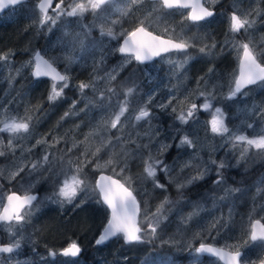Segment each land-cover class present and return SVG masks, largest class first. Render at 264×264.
Masks as SVG:
<instances>
[{"label":"rangeland","instance_id":"374dc122","mask_svg":"<svg viewBox=\"0 0 264 264\" xmlns=\"http://www.w3.org/2000/svg\"><path fill=\"white\" fill-rule=\"evenodd\" d=\"M38 1L31 0L29 4L0 16V47L14 41L11 35L16 36L17 44V48L0 49V56L7 57L0 59V123L17 119L29 124L28 132L0 131V157L6 158V153L17 152L14 148L21 149L24 151L22 155L29 157L42 145L45 157L49 152H56L54 149L60 146L66 147L74 155L71 161H66L61 154L60 161L66 173L58 184L62 187V182L70 180L73 175L84 183L71 202L59 195V191L54 194L48 210L57 208L56 213H52L56 216L51 215L41 223L40 216L30 214L23 224L1 225L0 243L8 241L14 244L19 241L34 249L42 244L41 241L47 240L44 236L47 234L51 241L61 240L63 247H68L71 244L69 237L77 234L81 241L76 243L84 250L89 244H94L108 220V210L101 203L96 187L85 178L88 177L85 170L90 168L95 173L105 172L121 177L136 192L144 204L140 224L142 228L147 226V238L157 237L159 247L169 245L175 258L184 260L177 264H207L202 256L196 254V247L207 243L232 252L242 251L243 264L263 262L264 242L250 240L252 222H264V182L256 180L259 176L254 177L251 186L228 187L224 192L225 187H219L213 195H207L202 202L204 205L200 200L188 198L184 201L176 197L197 183L219 176V171L226 168L236 170L248 166L249 171L259 173L264 170V149L249 147L234 139L236 136L258 139L264 135V83L238 93L232 99L227 98L230 87H234L236 69L225 67L228 62L215 64L219 51L209 53V49L206 50L214 46L224 48L228 44L221 39V34L225 35L221 28L209 23L201 34L200 29L186 23V19L182 23L171 22L172 35H184L193 47H205L204 54L201 55L202 51L198 49L197 55L204 63L196 71L172 59L165 63L171 69L166 73L155 66L145 68L143 78H147L148 83L143 89L138 88V93L134 87L124 85V81L120 88L113 84L134 61L131 56L119 55L117 39L127 33L123 19L132 20L141 0H132L131 3L121 0L97 15L95 31L105 32L103 41L99 34L92 33L93 27L84 26L81 22L84 11L75 16L67 15L77 4L83 3L86 7L88 0L72 1L69 8L50 12L48 17L51 19L43 18L37 8ZM233 7L238 8L236 14L242 20L249 22L240 29L248 31L249 46H259L264 42V25L259 20L263 13L261 0H247ZM258 9L257 22L255 12ZM11 27L16 31H12ZM109 29L112 36L107 35ZM235 49L232 50L235 52ZM37 50L67 77V87H63L62 91L64 83L33 78V56ZM230 50L226 49L221 56L230 53ZM20 54L25 55L20 57ZM258 54L263 58L264 50ZM196 60L189 59L190 62ZM81 84L88 87L81 89ZM53 85L61 94L49 99ZM129 89H132L130 95ZM125 100L128 102L126 111L120 116L117 126L112 128L110 121L119 113ZM206 100L211 105L207 109L203 107ZM193 104L196 105L194 109ZM141 108L146 109L149 116L136 120L134 117ZM217 108L221 110L220 116L227 128L220 134L211 131V120L218 115ZM189 110L192 111L190 117L186 115ZM181 115L185 116L186 123L178 118ZM165 117H171L174 124L183 123L184 127L176 125V131L165 133L167 129L159 122ZM185 137L191 141L190 144L182 143ZM177 138L178 154L185 155V159L182 163L178 162L180 164L163 163V155L170 152ZM176 155L171 157V162L177 160ZM196 160L205 162L202 163L205 165L209 162L210 166H203L202 169L193 167ZM156 161L162 163L157 164L155 176H148L146 164ZM221 162L223 168L219 167ZM79 163L85 168L80 170ZM24 166V161H21L15 169H11L13 166L0 168V186L1 180L19 173ZM35 170L37 174L41 166ZM37 178L36 175L32 180ZM157 183L163 187H157ZM34 184L35 181H31L30 185ZM172 189L177 194H170ZM3 201L4 196L0 195V209ZM151 226L156 228L154 233ZM116 247L115 241L105 248H98L96 254L105 264H127L125 253L136 251L133 247L126 251L122 249L116 259ZM34 257L39 258V264H84L81 259L60 257L52 260L44 253L40 256L20 253L4 256L0 257V264L11 263L18 258L29 261ZM137 262L169 264L154 258L152 253Z\"/></svg>","mask_w":264,"mask_h":264},{"label":"flooded vegetation","instance_id":"af4514ba","mask_svg":"<svg viewBox=\"0 0 264 264\" xmlns=\"http://www.w3.org/2000/svg\"><path fill=\"white\" fill-rule=\"evenodd\" d=\"M72 1H77V0H54L53 6L49 10L47 16L50 14V12L61 11V10L69 8V3ZM120 1L121 0H106L104 4L100 5L99 7L95 8V9H93L92 7L89 6V4H87L86 10L84 11L85 15L83 16L84 18L81 19V22L83 23L84 26L93 27L94 30L92 33L94 35L99 34L98 36H101L100 40L103 41L105 39V32H104V35H101L102 31H100V32L95 31V29L97 27L96 26L97 15L102 14L107 9H109L111 6L117 5ZM221 1L222 2H217V1L214 2V0H203V5L208 10L214 12V14L209 19L194 22V21H191L190 19L187 18L188 13H190V9H184V8L168 9V8H165L162 6V0H141L138 8H136V12L135 13L133 12L132 20H131V18L123 19V22L125 23L124 28L127 29V33L123 36H120L118 38L119 40L117 39V41L119 42V48L121 47V43L127 37L128 33L132 32L137 27H144L147 31L152 32L153 35H159L162 39L172 40V41H176L179 43H185L187 45L188 49L185 51H172V52H168L166 54H162L157 59H155L154 61L148 62V63H140L133 58L134 61L132 62V64L130 66L126 67L125 70L121 74V75H123L124 73H131L133 75L130 78L131 83L129 82V84H126V86L134 87L136 89V91L139 93L140 89H138V88L142 87V89H143L148 83L147 78H143V72L146 73L145 68H148L150 66H155L158 69H160V72L166 73L169 70H171L169 68V64H165V63H167L166 61L169 59H172L177 64L183 65L187 69L191 67L192 70H195V71L197 70V67L200 64L204 63L203 60H200L197 58V55H199V50H201V49H203V51L201 53V55H203L205 47L200 48L199 45H197V47H193L190 44V42H188V40H186L184 38V35L179 34V36H178V35H174V34L172 35V33H171L172 28H171L170 23L174 22V21L182 23L183 19L184 20L186 19V23L190 24L192 27H198L197 29H200L199 33H201V34L203 33V28L207 27V24H209V23H213V24L217 25L218 29L221 28L222 33L225 34V35L221 34V36H222L221 39L226 40V43H228V44L224 48L214 46L215 48L214 47L213 48L208 47L206 50L209 49L208 50L209 53H211L213 51H217V52L219 51V58L215 62V64L220 65V64H224L225 62H228V64H226L225 67L236 69V72L238 75V73H239V62H240V58L242 56V48L240 46L242 44H245V43H247L249 45V43H248L249 35H248V31H243V30H240L238 32L231 31L230 20H231V16L233 14L237 15L236 11L238 10V8L233 7V5H241L247 0H221ZM252 1H254V0H252ZM30 2H31V0H27V2H25V3H22L18 6H15V7H11L9 9H7L5 12H3L1 15H3L4 13L8 12L11 9L29 4ZM261 8H262L263 13L260 16L259 20L264 25V0H261ZM259 13H260L259 9L256 10L255 15H256V21L257 22H258ZM42 15L44 18L45 15L44 14H42ZM223 36H224V38H223ZM15 38H16L15 35H11V39H13L15 41ZM96 38H97V36H96ZM229 48H231V50ZM233 48H236L235 52L232 50ZM249 48L253 50L254 54L256 55L257 61L259 63H261L262 65H264V59H263L264 57L262 58V56H259V54H258L260 50L261 51L264 50V42L261 43L259 46H255V47L249 46ZM226 49L230 50V53L227 52L225 55L221 56V54L224 53V51ZM37 51H40V50H37ZM118 53H119V55H121L120 51H118ZM23 55H25V54H20L19 56L21 57ZM42 55L44 57H46L43 53H42ZM121 56H127V55H121ZM191 57L196 58L197 60L194 62H190L189 59ZM125 58H128V57H125ZM51 63H53V62L51 61ZM53 64L55 65V63H53ZM161 65H162V67L159 68ZM58 70L61 72L62 75H64L63 71L60 68H58ZM39 80H46V81L51 82V83H57V82H54V81H51L48 79H39ZM63 83H65V82H63ZM263 83L264 82H260L256 85L250 86V87L242 90L241 93H244L248 90H251L255 87H258L259 85H261ZM58 84H62V83H58ZM113 85H115V84H113ZM159 122L163 126H165V128L167 129L165 133H167L169 131H173V130L176 131L177 130L176 125L184 127L183 123L177 122L176 124H174L171 117H165L163 120L159 119ZM178 139L179 138H177V140L173 141L172 148H171L169 153H165V154L163 153L164 154L163 160H162L163 163H165V164H167V163H169V164L170 163L180 164L178 162L182 163L183 160L185 159L184 158L185 155L178 154L179 147L176 146ZM44 148L45 147L41 145V147L36 148V150H33L31 152L32 156H29V157L28 156L24 157L22 155V154H24V151H21V149L14 148L15 151H17V152L6 153L7 154L6 158L0 157V168L1 169H3L2 168L3 166H7V168L9 166H13L11 169H15L16 167L19 166V163H21V161H24V165H25L24 167L21 168L22 170L17 168L20 170L19 173L10 176L6 180H1L2 184L0 186V195L4 196V201H3V205L0 209V213L3 209V206L6 202L7 197L12 193H17L21 196H24V195H36L37 196V198L30 205L26 206L21 211L20 215L23 217V220H21V221L13 220L11 223H8V225L23 224L25 219L28 218L30 216V214L33 216H36V217L40 216V221L42 223L43 219L46 220L52 215V213H56L57 208L53 209V210H48V206L50 205L51 201H53L52 197L54 196V194L56 192H58L60 189L58 182L61 181L60 179L66 173L65 166L62 164V161H60L61 160V154H62V158L64 157L63 159H65L66 161H71L73 159L74 153L70 152L68 148L60 146V148L54 149V150H56V152H49L47 155V157H48L47 162H44L43 158L45 155V151L42 152V150H44ZM173 155H176V158H177V160L175 162H171V157ZM19 159H20V161H19ZM17 163H18V165H17ZM202 163H205V162H198V160H196L194 162L193 167H197L198 169H202L203 166H205V167L207 165L210 166L209 162H207L206 165L202 164ZM32 164H36L37 165L36 167L41 166V170L38 171L37 174L34 173L36 170H35V168L31 167ZM80 168L82 169L85 167L83 164H81ZM52 171H54V174L52 173ZM63 171H64V173H63ZM86 171H87V169L85 170V172ZM45 172H47L46 175H45ZM51 174H53L56 178L54 179V181H47L46 177L51 176ZM36 175L38 176V178L35 180H32ZM217 178H218V176L217 177L212 176L211 178H209V179H212V183L214 184L213 185L214 188H216V186L218 185L215 182L217 180ZM209 179H206V180H209ZM206 180H204L203 182L197 183L195 186H192L189 189L181 191V194L176 196V197H180L184 201H186L188 198L193 199V200H200V199L205 200L206 198L203 196L204 190L202 192L198 193L196 188L201 186V184H203ZM31 181H35V184L30 185ZM127 187H129V186H127ZM129 188L132 189L131 187H129ZM193 191H196V193L191 195ZM215 192H216V189H215L214 193ZM170 194H177V192L174 189H172ZM135 195H136V192H135ZM99 197H100V195H99ZM52 216H56V214H54ZM58 216H59V214H58ZM108 218H109V211H108ZM1 225H3V224H0V226ZM3 243H9V242L8 241L7 242L2 241L0 244H3ZM41 243L42 244H40L38 247H36L34 249H30V248L26 247L24 245V243H19L20 245H22V247L20 249L14 251L11 254H2V255H0V257L13 256L17 253H20L22 255H27V254L37 255V254H39V256H40V254L44 253V254L48 255L52 260H56L57 258H60V257L65 258V259H74L71 257H64V256L60 255V252L64 248H66V246L65 247L61 246V240L59 241V240L55 239V240L51 241L50 239H47L46 241L45 240L41 241ZM9 244H11V243H9ZM53 250H58V251L55 252ZM82 250H83V252L85 251L84 248H82ZM83 252H82V255H83ZM52 253H54V257L52 256ZM178 258L179 259H176V260L179 261V263L184 262L183 259H181L180 257H178ZM19 260L21 262H25V263L39 264L38 263L39 258H36V257H34L33 259H31L29 261H24L23 259L18 258V259H15L11 263H8V264H14V262L19 261Z\"/></svg>","mask_w":264,"mask_h":264},{"label":"snow or ice","instance_id":"6c2138e0","mask_svg":"<svg viewBox=\"0 0 264 264\" xmlns=\"http://www.w3.org/2000/svg\"><path fill=\"white\" fill-rule=\"evenodd\" d=\"M20 0H0V10H3L5 7L10 5H16ZM131 3L132 0H129ZM105 0H88V4L93 9L104 4ZM52 6V0H43L40 4V9L45 13L44 19H51L46 15L47 9ZM162 6L168 9L171 8H184L190 9L187 18L198 22L204 20L206 17L213 15L211 11L205 8L200 0H162ZM86 10L85 4L80 3L72 7L71 11L67 12L68 16H75L78 12L82 13ZM120 11H124L120 9ZM43 22V21H42ZM249 22L247 19H241L239 16L233 14L230 20V29L233 32H238L240 29L244 28ZM101 35H104V32H101ZM107 35L112 36L113 33L109 29ZM187 45L185 43H175L171 40L162 39L159 35H153L152 32L147 31L144 27H137L135 30L127 34V38L123 42V47L119 48L121 53H127L132 56L138 62H145L151 60L155 56H159L162 52H168L172 49L184 50ZM242 48V56L239 62V73L234 75L233 84L234 87H230L228 99L234 98L238 93L242 92L248 85L256 84L259 82H264V65L257 62L256 55L253 50L249 48L247 43L240 46ZM203 51V49H201ZM0 59H7V57L0 56ZM36 77L40 76H51L53 81L59 80L64 81L65 83L61 86V91L63 87H67V77L60 75L57 70L43 58L38 57L35 63V72ZM88 85L81 84L80 88H86ZM132 89H129L128 94H131ZM61 94L60 91H57L55 85H53L52 95L49 99H55ZM127 100L124 101V104L120 107L119 113L115 115L114 119L110 121V126L115 128L120 121V116L126 111ZM211 105L206 100L203 107L205 109L209 108ZM192 108H196V105L193 104ZM217 116H214L211 120V131L214 133H224L227 131V128L223 122V118L220 116L221 110L216 109ZM187 116L192 115V111L189 110L186 114ZM149 116V112L141 108L138 110V115L134 118L140 120ZM182 122H187L184 115L178 117ZM29 124L23 120L12 119L11 122L0 123V131H7L9 133H18V132H28ZM234 139L246 143L249 147H255L257 149H264V135L258 139H248L245 136H236ZM182 143L190 144L191 141L187 137L182 140ZM48 157L43 158L44 162H47ZM162 162L156 161L154 163L146 164L145 172L148 176H155L157 164ZM36 164H32V168H36ZM220 168L224 167L223 162L219 164ZM22 170V169H21ZM164 170L167 171V166L164 167ZM202 175V174H199ZM197 177H192L191 179H196ZM191 179L189 182H191ZM220 177L215 181L216 183L220 182ZM84 181L78 179L76 175H73L70 180L65 179L62 182V187L59 189V195L63 196L68 202H71L75 197L76 192L81 184ZM157 187H163L157 183ZM97 187L102 196V202L110 209L111 219L108 221L107 226L103 229V233L99 236L96 243L102 244L107 241L110 237H115L117 235H122L126 243L138 242L142 240L140 235L141 228L137 222V216L139 212V205L137 203L136 196L133 195V192L126 187L119 179H112L110 176H100L99 181L97 182ZM179 187V186H178ZM36 197L32 195H24L23 197L17 196L15 194L8 196V205L4 207L3 213L0 214V221H9L15 219L17 221L23 220V217L20 215V209L25 204H31V201ZM159 211V210H158ZM260 229V238L264 239V225H260L259 221L256 222V225L253 227V232L251 234V239H257L256 229ZM156 230L155 226H151V231L154 233ZM19 241H16L13 245L7 247H0V252H12L14 248H19ZM198 251H207L212 253L215 256H218L222 259L225 264H240L241 253L235 251L234 253L225 252L223 249L215 248H206L203 245ZM79 246L73 242L66 249L62 251L63 256H72L75 257L79 254Z\"/></svg>","mask_w":264,"mask_h":264},{"label":"trees","instance_id":"16d2710c","mask_svg":"<svg viewBox=\"0 0 264 264\" xmlns=\"http://www.w3.org/2000/svg\"><path fill=\"white\" fill-rule=\"evenodd\" d=\"M12 29H13L12 31H16V28H12ZM10 33H12V32H8V34H10ZM13 33H16V32H13ZM6 34H7V32H6ZM8 34L6 35V37H8ZM6 48H8V49L17 48V44L15 43V41H13V42H10L8 44H5V46L3 45L0 47V49H6ZM132 76L133 75L131 73H124L123 75L118 77V81L113 86L120 88L121 87L120 84L122 81H124L123 82L124 85H126L125 83H127V84H129V82L131 83L130 78ZM81 164L82 163L78 164V167L80 170H81V168H80ZM248 169H249L248 166H244L243 168L236 169V170L228 169V168L221 170V171H219L220 175L218 176L221 179H220V182L217 183L218 185L216 186V188L213 187L214 184L212 183V179H209V180H206L203 184H201V186L197 187L196 190L198 191V193H200L204 190L203 196L206 198L207 195H209V194L213 195L215 189L218 191L219 187L221 188V186L225 187L222 190L223 192L228 187L239 188V187L251 186L252 183H254L253 180H254V177L256 175L259 176L256 180L260 179V180H263V182H264V170H262V172L259 173L260 171L254 172V171H249ZM52 173L54 174V171H52ZM63 173H64V171H63ZM53 174H51V176L46 177L47 181H54V179L56 177ZM86 174L88 175V177H85V178L90 181L91 186L95 187L98 173H95L90 168H88V170L86 171ZM119 179H121L123 181V179L121 177ZM233 189H235V188H233ZM191 195H193V193ZM138 199H139V197H138ZM140 199H139V201H140ZM199 202H201V203L204 202V199H200ZM140 203H141V211H142L144 208V204L141 201H140ZM202 204L204 205V203H202ZM146 230H147V226L145 225V226H143V231H145V232H143V234L141 235L143 241H142V243H139V244L126 245L121 237L112 241L111 243L116 241L117 252L114 253L116 259L118 258V256H120V253H122V249H125V251H126V249H128L129 247H133V249L136 250L135 252H131L128 254L125 253V256L127 257V261H128L127 264H138L137 261L145 259L147 257L148 253H152V256L154 258L159 259L160 261H164L166 263L168 262L169 264L170 263L171 264L179 263V261L176 260L179 258H175V255L172 254L171 247L168 245H163V246L159 247L157 237L155 239L147 238L148 235H146ZM75 235H77V234H73L72 237L71 236L69 237V240L71 243H73V242L76 243V242L81 241L79 235H77L78 237H75ZM44 236H45V238H47V234H45ZM50 240H52V239L50 238ZM63 244L61 241V246H63ZM98 248H102V247H96L94 244H92V245L89 244L88 248L86 247V250L83 252V255L78 259H81L84 262V264H105V262H103L98 257V255L96 254V250ZM203 258L207 261V264H221L220 262H218L217 259H214V258L212 259L210 257H203ZM189 259H191V258H189ZM14 264H30V263L21 262L19 260V261L14 262Z\"/></svg>","mask_w":264,"mask_h":264},{"label":"water","instance_id":"95a60500","mask_svg":"<svg viewBox=\"0 0 264 264\" xmlns=\"http://www.w3.org/2000/svg\"><path fill=\"white\" fill-rule=\"evenodd\" d=\"M53 1L54 0H52V6H53ZM106 1V0H105ZM25 2H27V0H20V2L18 3V4H16V5H10V6H7V7H5L3 10H0V15L3 13V12H5L7 9H9V8H11V7H15V6H18V5H20V4H22V3H25ZM43 2V0H40L38 3H37V7H38V9H39V11L42 13V14H44L45 15V13H43L42 11H41V9H40V4ZM200 3L203 5V0H200ZM52 6L51 7H49L48 9H47V13H46V15L48 14V12H49V10L52 8ZM204 6V5H203ZM205 7V6H204ZM206 8V7H205ZM210 11V10H209ZM212 12V11H211ZM213 14H214V12H212ZM213 16V15H212ZM212 16H210V17H212ZM210 17H206L205 19H209ZM204 19V20H205ZM192 21V20H191ZM127 38V37H126ZM125 38V39H126ZM124 39V40H125ZM124 40L122 41V43H121V47H123V42H124ZM165 40H167V39H165ZM172 41V40H171ZM173 42H175V43H179V42H176V41H173ZM120 47V48H121ZM188 49V47H186V49H184V50H176V49H172V50H170V51H168V52H172V51H185V50H187ZM168 52H162L160 55H162V54H166V53H168ZM120 54L121 55H127V56H130L129 54H127V53H121L120 52ZM159 55V56H160ZM159 56H155V57H153L151 60H148V61H145V62H143V63H148V62H152V61H154L155 59H157ZM38 57H41V58H43V60H45V61H47L48 63H50L56 70H57V72L58 73H60V75H62L61 74V72L58 70V68L53 64V63H51V61H49L46 57H44L43 55H42V53H41V51H37L36 53H35V55H34V57H33V59H34V63H36V60H37V58ZM258 62V61H257ZM141 63V62H140ZM259 63V62H258ZM34 72H35V64H34V68H33V71H32V76H33V78L35 79V80H39V79H48V80H51V81H53L52 80V78H51V76H47V77H45V76H40V77H36L35 75H34ZM54 82H57V83H63L64 81H59V80H56V81H54ZM258 83H260L259 81L256 83V84H258ZM256 84H252V85H248V86H246L244 89H246V88H248V87H250V86H253V85H256ZM244 89H242V90H244ZM110 176V177H112V179H119V178H117V177H115V176H113V175H110V174H108V173H105V172H102V173H99L98 174V176H97V179H96V189H97V191H98V193H99V195H100V199H101V203L107 208V210L109 211V218H108V221L111 219V213H110V209H108V207L102 202V196H101V194H100V192H99V188L97 187V182L99 181V178H100V176ZM120 180V179H119ZM120 182L121 183H123L121 180H120ZM124 184V183H123ZM125 185V184H124ZM126 186V185H125ZM127 187V186H126ZM129 188V187H128ZM130 189V188H129ZM132 192H133V190L132 189H130ZM12 194H15V195H17V196H21V195H19V194H17V193H12ZM12 194H10V195H12ZM133 195L134 196H136L135 195V193L133 192ZM32 196H35L36 198H37V196L36 195H32ZM21 197H23V196H21ZM8 198V197H7ZM35 198V199H36ZM34 199V200H35ZM136 199H137V203H138V205H139V212H138V216H137V222H138V225H139V227L141 228V232H140V235H142V233H143V228L141 227V224H140V216H141V203H140V201H139V199H138V197L136 196ZM34 200H32L31 201V203L34 201ZM8 205V199H6V202H5V204H4V206H3V209H4V207H6ZM28 205H30V204H25V205H23L22 207H21V209H20V213H21V211L26 207V206H28ZM3 209H2V211H1V213L0 214H2L3 213ZM13 220H15V219H12V220H9V221H0V224H4V223H11ZM15 221H17V220H15ZM108 221H107V223H108ZM257 221H259V224L260 225H264V222L263 221H261V220H254L253 222H252V225H251V234H252V232H253V227H254V225H256V222ZM107 223L105 224V226L101 229V231H100V233L98 234V236H97V238L95 239V241H94V245L96 246V247H103V246H105V245H107L108 243H110V242H112L113 240H115L116 238H118L119 236H122V235H117V236H115V237H110L107 241H105L104 243H102V244H97L96 243V241H97V239L99 238V236L103 233V229L107 226ZM251 234H250V240L252 241V242H264V239H261L260 238V229L259 228H257L256 229V234H257V239H255V240H253V239H251ZM123 237V236H122ZM123 241H124V243L126 244V245H131V244H139V243H142V241H143V239L141 240V241H138V242H132V243H126L125 242V240H124V238H123ZM77 244V243H76ZM10 245H12V244H9V243H3V244H0V247H7V246H10ZM78 245V244H77ZM201 245H203L204 247H206V248H208V247H210V248H215V249H223L225 252H229V253H234V252H232V251H230V250H228V249H226V248H223V247H220V246H216V245H213V244H199L197 247H196V254L197 255H199V256H204V257H210V258H214V259H217L221 264H225V262L222 260V259H220L218 256H215V255H213L212 253H210V252H207V251H198L197 249H199L200 247H201ZM79 246V245H78ZM22 247V245H20L19 246V248H14V250L12 251V252H10V253H8V252H0V255H2V254H11V253H13L14 251H16V250H18V249H20ZM67 248V247H66ZM66 248H64V249H66ZM79 248H80V252H79V254L77 255V256H75V257H72V256H64V257H71V258H74V259H78V258H80L81 256H82V249H81V247L79 246ZM63 249V250H64ZM62 250V251H63ZM62 251L60 252V255H62L61 253H62ZM240 253H241V256H240V264H243L242 263V258H243V255H244V253L242 252V251H239ZM52 256L54 257V253H52ZM63 256V255H62ZM259 264H264V261L263 262H261V263H259Z\"/></svg>","mask_w":264,"mask_h":264},{"label":"bare ground","instance_id":"6f19581e","mask_svg":"<svg viewBox=\"0 0 264 264\" xmlns=\"http://www.w3.org/2000/svg\"><path fill=\"white\" fill-rule=\"evenodd\" d=\"M95 187H96V185H95ZM96 190H97V189H96ZM97 192H98V191H97ZM119 237H121V238L123 239L122 236H119ZM119 237H118V238H119ZM118 238H116V239H118ZM116 239H115V240H116ZM113 241H114V240H113ZM110 243H111V242H110ZM108 244H109V243H108ZM108 244H107V245H108ZM107 245H105V246H107ZM105 246H103V247H105ZM82 251H83V250H82ZM203 257H204V256H203Z\"/></svg>","mask_w":264,"mask_h":264}]
</instances>
